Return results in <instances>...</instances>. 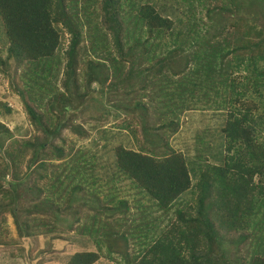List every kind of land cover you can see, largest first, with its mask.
I'll use <instances>...</instances> for the list:
<instances>
[{"label":"trees","instance_id":"1","mask_svg":"<svg viewBox=\"0 0 264 264\" xmlns=\"http://www.w3.org/2000/svg\"><path fill=\"white\" fill-rule=\"evenodd\" d=\"M93 6L0 0L9 76L21 79L23 63H34L23 67L27 87H34L26 110L41 132L0 154V256L21 258L18 247L12 251L18 240L9 235L8 215L27 240L44 233L42 226L57 229L54 222L38 227L31 215L46 213L68 229L58 231L60 238L75 230L91 244L71 253L69 264L104 257L116 264H264V0H103L101 13ZM64 29L71 36L67 59L59 49ZM220 88L232 94L222 103L235 104L219 123L221 146L197 147L190 158L170 135L179 132L184 112L219 103ZM46 97V110L37 109ZM98 99L103 112L127 110L130 122L120 126L131 131L140 123L149 133L156 124L157 142L149 149L119 143L112 161L89 149L67 151L66 139L61 145L57 138L66 128L90 137L94 125L79 128L77 110ZM0 128L11 134L1 121ZM105 136L100 127L94 146L105 147ZM160 141L162 152L155 148ZM27 148L37 171L24 169ZM190 191L195 202L183 198ZM155 207H175V220L160 228Z\"/></svg>","mask_w":264,"mask_h":264},{"label":"rangeland","instance_id":"2","mask_svg":"<svg viewBox=\"0 0 264 264\" xmlns=\"http://www.w3.org/2000/svg\"><path fill=\"white\" fill-rule=\"evenodd\" d=\"M102 1L103 0H87V2L94 4L93 7L101 6ZM79 5L81 4L79 3ZM98 12L100 13L99 9ZM95 15H98L97 12H94L91 16L94 22L100 21L101 18L99 15L96 17ZM2 21L3 20L0 17V68L4 69L6 74L0 71V121L5 123L11 131V134H8L7 132L4 133L0 128V154L4 155L5 151L7 150L10 152V150H16L18 146L23 147L24 141L34 139V137L41 134V132L38 130L35 124L31 122L26 110V103L29 102L28 96H32L34 98V87L31 89L27 87L29 82L24 80L23 72L25 71V68L29 69L31 66L34 67V63H23L22 70L19 72L21 79L19 75L15 76L12 73L11 76H9L8 69L12 67L11 64L13 62L8 63L10 43L4 37ZM63 33L64 35L62 37L61 47L59 49L61 57L67 59L66 51L69 48L71 36L65 29L63 30ZM63 65L64 63L62 62L61 72L55 80L56 90L59 91L64 90L63 79L66 74L64 73ZM238 73H241L240 75L244 76L247 72L245 70H241ZM242 76L240 78H242ZM177 77L178 76H175L174 78L171 77L172 81H174L173 79H176ZM220 93L221 94L218 96L220 99L219 103H216L215 105L203 106L202 110H194L184 112L182 114L180 120L181 128L179 132L170 135L169 138L170 144L174 148H176L178 151H183L189 155L190 158L196 155L197 147H199L201 150H204L208 145L210 147L209 152L218 150L220 148L223 139H221L222 131H220L219 123L225 120L227 113L232 110V106L235 105L232 102L226 105L222 103L224 99H229L232 96L230 92H224L223 89L220 88ZM47 100L48 98L46 97L43 100L41 106L38 104H35L34 106L37 109L45 111ZM31 102L34 103L33 100ZM91 105L92 106L90 107V110H77L79 117L76 119L75 124L80 125L79 128H85L88 130L90 129L91 125H94V130L92 131L93 134L86 138L80 136L70 128L64 129L62 135L57 138L56 141L62 145L64 142L63 139L65 138L67 142V151L78 148L89 149L94 153H97L98 156H101L102 158L100 159L112 161L109 160L108 156L110 157L115 146L119 143H123L126 147L132 148H138L139 144L142 146L146 143V148L149 149L152 147L153 142H157V140H155L156 131L154 130L156 124L149 130V133H146L145 130L144 132L140 130V123L133 124L131 126V131L126 123L120 126V123L122 121L124 122L125 119L130 122L131 116H127L129 114L127 110H121V112L113 109L111 112H103L99 99L97 103L93 102ZM216 107L220 108L217 109ZM73 111H75V109H71L67 113L66 117L69 116ZM106 113H110V115L107 114L108 119H96V117L99 115ZM100 127L101 129L105 130L106 133L105 138H103V141L106 143L105 147L99 146L98 143L94 146L93 143V139H97V132L100 130ZM100 137H102L101 134L97 140L98 142L101 140ZM158 143V145H155V148L159 152H162L163 148L160 147L161 141ZM30 154L31 149L27 148V158L25 160V157H23V161L25 160V163L22 162V164H24V169L30 171V169L34 167V171H37L36 168L39 166L38 163L31 166L28 164V158ZM39 171L41 173L43 170ZM32 177L34 178V172H32ZM11 179L12 175L9 174L6 176L4 183L7 184ZM121 184L126 188L128 185V180H123ZM193 189L194 187H192L191 191ZM191 191L184 194L183 198L185 201L190 199L191 201L195 202ZM32 196L34 197V194H32ZM143 202L149 203L147 199H143ZM29 207L34 208V206L31 204ZM155 209L156 210L151 212V214L155 216L157 225L159 224L160 228L170 225L171 222L175 220V207L165 212L157 209L156 207ZM31 215H33L34 218L37 217L38 222L41 223V225H38V227H41L45 222H50V224L54 222L57 229L51 230L50 225H45L40 228V230L45 231L44 233L34 234V236L28 237L27 240H24L23 238H19V233L12 215H8L5 225L9 230V235L15 237L18 240L17 246H15L12 251L18 252V247L20 249L19 253H21V258L14 259L11 258L8 253L6 254L1 252L0 264H41L42 262H45L44 264H69L68 259L71 253L77 250L91 248V244L84 246L82 243L83 241L87 240L86 235H79L75 230L64 232L61 234L64 238H60L58 231L68 230L62 221H55L54 219L56 218H50V215L46 213H34ZM95 264L116 263L107 260L106 257H104Z\"/></svg>","mask_w":264,"mask_h":264},{"label":"clouds","instance_id":"3","mask_svg":"<svg viewBox=\"0 0 264 264\" xmlns=\"http://www.w3.org/2000/svg\"><path fill=\"white\" fill-rule=\"evenodd\" d=\"M103 2V1H102ZM102 4V3H101ZM98 9L100 10V13H101V6H98V7H95V11H98ZM60 26H62V27H64V25L63 24H60ZM86 31V30H85ZM127 115V114H126ZM137 149V148H136ZM215 152H216V150H215ZM194 179V178H193ZM193 181V180H192ZM192 187V186H191Z\"/></svg>","mask_w":264,"mask_h":264}]
</instances>
